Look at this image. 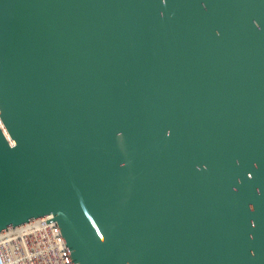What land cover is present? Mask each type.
I'll return each mask as SVG.
<instances>
[{
    "label": "water",
    "instance_id": "obj_1",
    "mask_svg": "<svg viewBox=\"0 0 264 264\" xmlns=\"http://www.w3.org/2000/svg\"><path fill=\"white\" fill-rule=\"evenodd\" d=\"M0 123V232L264 264V0H0Z\"/></svg>",
    "mask_w": 264,
    "mask_h": 264
},
{
    "label": "built area",
    "instance_id": "obj_2",
    "mask_svg": "<svg viewBox=\"0 0 264 264\" xmlns=\"http://www.w3.org/2000/svg\"><path fill=\"white\" fill-rule=\"evenodd\" d=\"M50 218L41 216L1 231L0 264H72L57 223L45 222Z\"/></svg>",
    "mask_w": 264,
    "mask_h": 264
}]
</instances>
